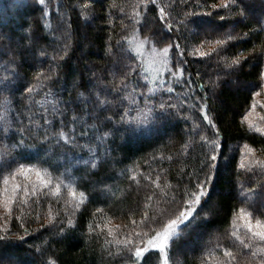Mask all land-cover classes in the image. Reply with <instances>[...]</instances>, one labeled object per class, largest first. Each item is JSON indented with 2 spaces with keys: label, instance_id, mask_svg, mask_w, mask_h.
<instances>
[{
  "label": "trees",
  "instance_id": "16d2710c",
  "mask_svg": "<svg viewBox=\"0 0 264 264\" xmlns=\"http://www.w3.org/2000/svg\"><path fill=\"white\" fill-rule=\"evenodd\" d=\"M87 2L88 0H46L47 15H45L42 10L44 6L39 5L36 0H0V50L7 52V55H0V78H7L5 82L9 84L10 89L0 91V128L8 127L9 122L11 123L7 136L0 139V161H12L14 157L15 161L19 162L18 164L13 162L10 167L5 165L3 172H0V185H3L4 176L18 168L20 164L39 169L44 179L51 178L53 184L60 183L59 195H49L47 198L41 196L40 207L36 208L33 205L35 210L31 215L28 207L23 209V227L17 220V216H21L20 211L17 210L18 204L12 205L11 217L5 215L0 219V227L8 229L10 236L9 240L0 242V264H40L43 259L54 260L56 264H123L120 257L111 258L107 254L108 251H116L114 243H106L113 240V236L108 235V229L113 230L115 238H122L123 232L117 228V225L129 224L127 213L132 209H137V214L133 218L140 219L138 210L143 206V197L148 192V188L145 187L148 182L142 177H139L140 186L133 184L127 177L137 173L144 175L151 173L155 177L163 170L160 183L164 191L171 196L174 186L178 183L182 186L188 185L189 174L194 169H199L200 159L204 153L211 151L209 146L201 147L197 143L194 150L189 149L188 155H182L181 145L187 140L185 133L191 129L192 120L203 126L199 112L194 108L190 109L193 100H189L181 108L182 116L191 117L187 121L177 117L169 121L154 122L149 118L143 123L120 125L103 120L104 115H111L114 120H118L122 111L118 103L97 106L95 97L89 96L91 91L101 92L103 84L99 81L103 80L107 83L111 79L108 73L112 68L114 57L106 52L109 35L112 36L110 42L112 52L117 53L115 45L121 37L127 36L132 40L134 36L143 38L144 35L151 33L143 28L139 33H133L131 28L125 30L121 28V21L131 25V20L124 13L132 15V7L136 0H95L90 10L73 7ZM158 2L163 6L166 0H158ZM221 2L222 0H199L202 7H197V0H187L186 4L177 2L173 9L166 8L174 18V22L184 19L185 11L211 12L212 16L195 18L209 21L210 23L205 26L223 25L218 29V33L209 35V39L216 35L222 36L229 30L234 33H248L243 40L229 42L227 50L221 53L229 60L237 53H243L244 59L241 61L240 70L235 71L233 75H228L229 70L218 63L215 55L210 58L189 55L193 47L200 44L206 31L211 33L210 29L201 28V32L197 34L195 31L200 28L191 24L187 29L181 28L179 33L172 36V39L177 40L185 51V59L189 62L186 71L200 72L199 79L193 75L191 86L201 84L206 87H195L192 95L200 97L206 93L209 115L221 129L223 147L218 151L227 159L218 157V172H213L212 184L208 186L214 190L210 193L211 202L205 208L207 215L200 214L205 221L204 226L196 235L189 230L181 233L178 238H173L174 243L168 249V264H201V258L207 260L208 264H217V261L224 259L222 255L224 248L237 254L236 264H246L241 255L242 251L248 254V264H256L251 260L250 252L242 249V246L232 239L230 233L233 231L232 221H237L241 208L247 213L251 212L252 219L264 222V215L260 214L264 211V196L259 197L261 203L257 204L248 202V199L244 200L241 195L242 189L245 192H260L264 187V172L259 169H256L255 173L247 172L239 167L244 158L243 145L255 149V158L264 159V135L249 129L246 123L243 125L241 123L243 115L254 101L255 92H261L259 87L252 85L261 83L259 73L264 69V57H261L260 48L264 47V33L252 30L259 28L256 19L264 18V6H261L259 0H253L252 6L246 11L250 10L255 16H250L244 23L237 24L240 20L237 15L238 8L210 7ZM121 8L124 10L123 13L120 12ZM109 11L112 13V24L108 23ZM217 13L225 16V20L220 21ZM158 14V9L149 4L144 22L151 24ZM60 17H66L67 22L61 23ZM85 17L88 19L86 20ZM45 34L48 37L47 42H35ZM65 43L69 44L67 53L62 51ZM155 46L158 49L162 47L159 43ZM254 46H256L255 51H253ZM129 47L135 48L133 44ZM209 47L214 45H206L203 50L208 51ZM42 49L45 51L44 55H41ZM174 51L170 49L169 55L171 56ZM130 54L135 55V52L132 51ZM53 56H56V60L52 59ZM38 72L44 73L45 76L54 75L50 81L41 77L40 79L43 80L41 84L35 78ZM145 74L141 73V75ZM217 75L221 77L218 86L210 90L207 87L208 81ZM233 79L248 83L246 90L226 84ZM89 81L91 83L88 90L80 86ZM141 83L145 82L141 81ZM32 85L37 87L35 100L47 101L45 107L49 112L53 107L51 102H55L54 106L65 113L61 117L66 125L63 131L68 132L74 127L78 144L88 147L69 151L53 143L51 150L46 152L48 145L42 144V132H37L36 136L39 138L25 137V143H31L33 147L25 149L13 147L20 138L19 133L15 136L12 134L14 129L20 126L16 120L20 113H24L19 118L26 127L29 123L27 117L30 115L41 124L44 122L40 119V105H33L31 113L25 106L27 94L23 92V88ZM173 87L176 92L172 94L170 102L179 104V100L184 98L188 88L179 83H173ZM49 89L54 95L45 97L44 93ZM85 98L92 99L93 103L85 105L86 111L80 112L77 106L82 104ZM161 98L168 100L169 97L158 92L153 103H158ZM107 99L118 100L114 94L108 95ZM123 105L124 108L129 107L127 101H123ZM139 107L144 108L142 100ZM74 108L77 109L75 114L83 117V122L72 125L69 121L74 114L72 111ZM102 108H106L107 111H103ZM97 115L99 119L96 118ZM128 115L136 117L137 113L129 111ZM60 130L59 120H54L51 131ZM85 130L87 135L80 136L79 133ZM208 134L211 136L210 132ZM89 148L93 151L90 152ZM230 149H233L231 154ZM15 151L21 152L22 156L16 157ZM45 153H47L46 157L40 155ZM93 154L97 157L96 168H91L85 163L91 161ZM162 155L170 156L172 159L161 161ZM53 160H61V163H55ZM66 168L67 171H64ZM206 174L207 169L199 174L200 179ZM34 176L35 178L25 179L17 175L15 180L9 177V184L6 187L11 191L14 183H20L29 185L31 190L32 185H39L36 174ZM181 176H183L182 181ZM105 185L110 187V191L105 190ZM45 191L49 190L45 189ZM70 191H74L76 197H72ZM81 192L84 193L85 201L77 207ZM181 200L182 196L176 193V203H180ZM48 204H51V209L48 208ZM175 207V204L169 207L163 201L153 199L150 214L164 208H167L168 213L171 214L175 211ZM96 209L102 211L97 212ZM199 209L198 205L197 212ZM37 213L40 214L38 220L35 218ZM68 216L74 220V226L71 228H65ZM52 218L54 220L50 223ZM197 223L199 224L200 221ZM89 225H92L96 231L90 232ZM236 225L239 234L244 237L249 235L243 225L237 223ZM61 228H64V232L60 231ZM2 234L0 232V235ZM154 234L152 232L149 236ZM20 236L24 239H19ZM186 245L189 248L187 251L183 249ZM210 251L214 253L212 256H209ZM163 256L164 254L158 253L157 250H150L144 254L141 264H164Z\"/></svg>",
  "mask_w": 264,
  "mask_h": 264
},
{
  "label": "snow or ice",
  "instance_id": "6c2138e0",
  "mask_svg": "<svg viewBox=\"0 0 264 264\" xmlns=\"http://www.w3.org/2000/svg\"><path fill=\"white\" fill-rule=\"evenodd\" d=\"M36 2L44 6L42 9L47 15L46 12V0H36ZM95 0H88L87 3H82L79 5H73V7H79L80 9H91L92 4ZM179 2L180 4H186L187 0H166V3L162 6L158 0H136V3L132 7V15L129 16L127 13L124 15L131 20V25H126L121 21L122 30L131 28L133 33H139L140 29L143 28L146 32L151 33V35H144L142 39H138L136 36L132 40H129L127 36L121 37L120 40L116 41L117 53L112 52V36L109 35L106 52L108 55L114 57L112 68L110 69L108 75L111 79L104 83L103 80L99 83L103 84L101 92L91 91L89 93L90 97H95V105L97 106H106L113 103H118V106L122 109L119 113V119L114 120V117L111 115H104L103 120L112 122L114 124L120 125H130L133 122L143 123L147 122L149 118L152 121L159 120H172L173 118H180L184 120H189L191 117L182 116L181 108L189 101L193 100L194 103L190 105V109H196L200 114V119L203 122V126L200 123H197L195 120H192V127L190 130H187L185 135L187 140L181 145L182 155H188L189 149L195 148L196 144L199 143L201 147L207 145L210 147L211 151L204 153L203 157L199 161V169H194L188 177V185H181L178 183L174 186V191L171 196L168 195V192L164 191V188L161 186L160 177L163 174V170L157 173L155 177L151 173L144 175L143 173H137L129 175L127 178L133 182V184L140 186V178L142 177L147 181L145 187L148 188V192L143 197V206L139 208L140 219H134L133 216L137 214V209L130 210L127 215L129 217V224L117 225V228L123 232L122 238H115L113 235V230L108 229V235L113 236V240L106 241L108 244L114 243L116 245V251H108V256L111 258L120 257L123 264H141V261L144 259V254L150 250H157L158 253H163L164 264H168V249L171 244L174 243V237L178 238L181 233L191 230L194 235L199 233V230L204 226L205 221L201 217V213H205V208H207L211 202V192L214 188L210 189L208 186L212 184L213 172L217 171V161L218 157L226 160L227 157H224L220 150L223 145L221 144V129L217 126L215 120L209 115V105L206 99V93L203 96L196 97L192 94L195 92V87H206L205 85L196 84L195 87L191 86L193 75L197 79L200 78L199 70L195 72L186 71L188 66V60L185 59V51L181 47V44L172 39V36L176 35L181 31V28L187 29L189 25L195 24L198 27H201L205 24L210 23L209 21L197 20L196 17L203 16H212L211 12H196V11H185L184 19L174 22V18L170 15L167 9H173L174 6ZM261 6H264V0H259ZM152 4L158 9V17L152 21L151 24L144 22L145 14L148 12V5ZM253 4V0H222L220 4H212L211 8L217 9H230L232 7L238 8L237 15L240 17V20L237 21V24L244 23L250 17L247 8H250ZM115 7V5H112ZM197 7H202L197 0ZM120 12H124L123 8L120 9ZM220 21L225 20V16L219 15L217 13ZM108 23L112 24V13L108 12ZM87 20L88 18L85 17ZM61 23H66V17H60ZM256 23L259 24L258 29H253V32L264 33V18H257ZM70 27V24L68 25ZM222 24L214 25L211 29V33L206 31L204 38L201 40L198 46H194L193 50L189 55H197L199 57L210 58L215 55L218 58V63L223 64L225 69H228V75H233L235 71L240 70L241 61L244 59L243 53H237L230 60L226 56H222L221 53L226 51L229 42L235 40H243L244 37L248 36V33H234L229 30L225 32L222 36L216 35L212 39H209V35L212 33H218V29L222 28ZM54 35V33L52 34ZM47 34L41 35L38 38V41L35 42H47ZM156 43L162 45L159 49L156 48ZM132 44H135V48L132 49ZM206 45H214V47H209L208 51H204L203 48ZM145 46L148 47L150 54L153 56L151 63L157 64L158 66L150 69L146 67L143 61V50ZM69 49V44L65 43L63 45L62 51L67 53ZM170 49L175 51L170 56ZM256 50L254 46L253 51ZM134 51L135 55L130 53ZM45 51L42 49L41 55H44ZM261 57H264V47L260 48ZM0 55H7V52L0 50ZM53 60H56V56L52 57ZM173 60L175 65L173 66ZM15 62L14 60L12 61ZM141 73H146L141 75ZM166 73V74H165ZM54 74H49L47 76L42 72H38L35 75V78L38 83H43V80H52ZM43 77V80L40 78ZM171 79V82H170ZM221 77L217 75L215 78L209 79L207 87L210 90H214L220 81ZM259 79L261 83L259 85H252V87H259L261 91H264V69L259 73ZM6 77L0 78V91H8L9 84L5 81ZM144 81L145 83H141ZM89 81L86 84L80 85L81 87L88 90ZM173 83L183 84L188 88V91L185 93L184 98L179 100V104L170 102L172 100V94L176 92ZM23 92L27 94V110L29 113L32 112L33 105L41 106V115L40 119L44 122L41 124L39 120H35L32 116H28V126L26 127L19 116L24 115L20 113L17 117V123L20 125L16 127L13 131V136L19 133L20 138L14 144V148L25 149L31 148L34 145L31 143H25L26 136H36L37 132H42V144L48 145L45 149L46 152L51 150L52 144L54 143L57 146L65 147L67 150L71 151L79 147H88L87 145L81 146L78 144L76 139V130L74 127L70 128L68 132L63 131V128L66 126L63 118L65 113L59 108L54 106L51 112L45 107L47 101L35 100L34 94L37 93V87L35 85L26 86L23 88ZM167 94L168 100L161 98L158 103H153L156 93ZM114 94L118 100H108L107 96ZM45 97L49 95H54L49 89L48 92L44 93ZM83 95V94H81ZM255 95H260V92H256ZM139 97V99H137ZM177 99H179V94H177ZM140 100L144 102V108L140 109L139 103ZM123 101H127L129 104L128 108H124ZM23 103V101H21ZM93 101L90 98H85L82 104L78 105L80 112L86 111L85 105L92 104ZM135 106V107H132ZM256 102L254 101L251 105L252 109H255ZM103 111H107L106 108H102ZM73 116L69 121L70 124L75 125L77 122H83V117L76 115L77 109L74 108ZM129 111H136V117H129ZM51 117V118H50ZM99 119V115L96 117ZM59 120L60 131H51L53 127L54 120ZM264 119V117H262ZM242 125L247 124L249 129H255L256 132L264 135V127L255 125L251 120L248 119V115L245 114L242 117ZM11 128V123L9 122L8 127L0 128V139H3L7 136L9 129ZM211 133L209 136L208 133ZM80 136H86L87 131H81ZM106 135V134H105ZM247 149L249 154L255 153V149L249 148L247 145L244 146ZM89 151L93 150L89 148ZM155 159V157H153ZM164 159L171 160L172 157H160V160ZM97 157L93 154L91 161H85L86 164H89L91 168H96ZM19 163L15 161L13 157L12 161H0V172H3L5 165L8 167L11 164ZM47 163V161H43ZM241 169H244L247 172L255 173L256 169L264 172V159L253 158L248 161V163H241L239 165ZM207 169V174L203 179H200V173H203ZM35 171L36 177L39 180V185H32L31 190L29 185H21L20 183H14L12 185L11 191L8 187H4L2 193L5 195L3 200L4 208L6 209L7 215L11 217L13 212L12 205L18 204V211H20L21 216H17V220L20 222V226L23 227L24 220L23 209L28 207L30 209L29 215L35 209L33 205L38 208L40 207L41 196L47 198L49 195H59L60 192V183L53 184L51 178L44 179V175L39 169L32 167H25L20 164L18 168L10 171L8 175L4 176L3 184L7 186L9 184V177L15 180L17 175L23 176L25 179L28 178L30 172ZM67 171V169H66ZM193 177L195 180L193 181ZM181 181L183 176H181ZM167 186V185H166ZM172 187V186H167ZM48 189L49 191H45ZM105 189L110 191V187L105 185ZM194 189V190H193ZM176 193H179L182 196L180 203H176ZM72 197H76L74 191H70ZM114 195V194H113ZM241 195L244 200H247L249 196L260 197L264 196V187L260 192H245L242 189ZM203 198V204L201 200ZM153 199L157 201H163L166 205L171 207L176 205L175 211L171 214L168 213L167 208H164L158 212H153L150 214L151 204ZM85 201L84 193H80L79 200L77 201V207L80 204H83ZM200 206L199 212H197V206ZM48 208L51 209V204H48ZM97 212H101V209H96ZM240 216L244 219L243 228L249 234L247 237L242 236L237 231L236 221H232L233 231L230 233L232 239L239 243L242 246V249H246L250 252L251 260H254L256 264H264V222L257 220L255 223L252 222V213L249 212L245 214L243 208L239 209ZM195 214V215H194ZM261 215H264V211H261ZM207 215V213H205ZM37 220L40 218V214L37 213ZM54 218L49 222H53ZM197 221H200L198 224ZM60 223H65L60 221ZM129 225L131 227H129ZM74 226V220L71 216H68L65 228H71ZM156 226V227H154ZM139 229V230H137ZM61 232H64V228L60 229ZM89 231L95 232L96 229L92 225H89ZM0 232L3 234L0 235V242L7 241L10 239L9 230L3 227H0ZM154 232V235L149 236L150 233ZM25 234H27V229H25ZM19 239L23 240L24 237L20 236ZM255 248V250H252ZM39 251V250H38ZM214 253L209 252V256H212ZM43 255V254H41ZM223 260L217 261V264H236L237 254L228 248L222 249ZM242 257H244L246 264L247 253L241 252ZM40 264H56L54 260L43 259L40 261ZM201 264H208L207 260L201 258Z\"/></svg>",
  "mask_w": 264,
  "mask_h": 264
},
{
  "label": "rangeland",
  "instance_id": "374dc122",
  "mask_svg": "<svg viewBox=\"0 0 264 264\" xmlns=\"http://www.w3.org/2000/svg\"><path fill=\"white\" fill-rule=\"evenodd\" d=\"M248 14H249V17L251 16H255V14H253L250 10H248ZM212 24H210V25H207V26H205V25H203V26H201V27H199L200 29H198V30H196L195 32H197V34H199L200 32H201V30L203 29V28H207V29H212V27L214 26V25H212ZM233 27H235V25H233ZM202 28V29H201ZM138 39H142L141 37H139V36H136ZM134 45V47H135V44H133ZM158 49V48H157ZM143 59H144V61H145V65H146V67H149L150 69H152V68H155V67H157L158 65L157 64H154V63H151L152 62V60H153V56L150 54V52H149V49H148V47L147 46H145V48H144V50H143ZM226 84H228V86H230V87H235V88H238L239 87V89H242V90H246V87H247V84L246 83H243V82H240L239 80H235V79H233V80H230L228 83H226ZM257 92H260V91H257ZM256 93V92H255ZM254 101L256 102V107H255V109H252L251 107H250V109L245 113V114H247L248 115V119L249 120H251L255 125H258V126H260V127H264V119H262V117H263V109H264V91H261L260 92V95H255L254 94ZM253 101V102H254ZM255 130V129H254ZM232 150L233 149H230L229 150V153L231 154L232 153ZM15 155H16V157H19V156H22V154H21V152H16L15 151ZM42 157H46L47 156V153H45V154H40ZM242 155L244 156V158H243V163H248V161L249 160H251V159H253V158H255V153H254V155L253 154H249L248 152H247V149L244 147V145H243V147H242ZM53 162H55V163H61V160L59 161V160H53ZM67 169V168H66ZM66 169H64V171H66ZM35 174H34V171L33 172H30L29 173V175H28V177H34L35 178V176H34ZM21 178H24L23 176H21ZM4 187H6L4 184L3 185H0V193H2L1 191L3 190V188ZM106 190V189H105ZM107 191V190H106ZM113 194V193H112ZM5 199V195H3V194H0V219H2L3 218V216H5V215H7V212H6V209L4 208V205H3V200ZM248 202H250V203H252V202H254V203H261V199H259V197H255V196H249V198H248ZM245 214H247V212L245 211ZM237 221H236V223L237 224H239V225H243L244 224V219H243V217L242 216H240V213H238V215H237ZM257 220H254V219H252V222L253 223H255ZM219 236V235H218ZM217 235H216V237H218ZM215 237V236H214ZM211 241V240H210ZM207 242H209V239L207 240ZM183 249L185 250V251H187L189 248H188V246L186 245V246H184L183 247Z\"/></svg>",
  "mask_w": 264,
  "mask_h": 264
}]
</instances>
